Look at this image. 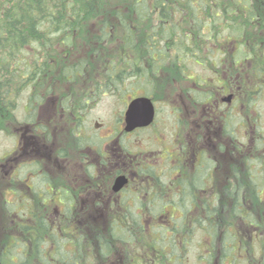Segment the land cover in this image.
Listing matches in <instances>:
<instances>
[{
    "label": "trees",
    "instance_id": "16d2710c",
    "mask_svg": "<svg viewBox=\"0 0 264 264\" xmlns=\"http://www.w3.org/2000/svg\"><path fill=\"white\" fill-rule=\"evenodd\" d=\"M235 4L233 0H0V125L5 116L13 114L16 101L26 91L28 100L37 102L39 93L42 94L43 99H48L54 83L55 85L61 82L73 83L81 74L88 75L91 54L94 57L104 56L96 69L99 77L96 78L92 73L89 80L93 81V84H90L95 93L98 94L100 90L104 93L117 90L120 92L119 97L123 95L129 98V101L138 96H147L155 102L159 99L158 89L162 86V84L158 85V81L156 82L160 71L168 66L171 73L188 79L184 68L188 62L186 58L194 57L195 49H201V41L204 42L200 36L203 28L208 26V20L211 26L218 24L216 20L221 17L224 5L234 7L231 11L234 19L233 35L225 37L219 35V37L233 45L232 50L225 51L221 59L229 57L231 60L234 56H240L239 44L240 46L243 44L239 34L242 35L245 26L247 29H252L263 18L254 14L250 0L249 5L248 1L247 4L244 3L247 7ZM237 9L243 12L238 13ZM206 33L210 35L207 30ZM211 35V38L216 39L215 33ZM213 39L209 42H213ZM115 40L119 43V47H102L103 43L108 45ZM220 43L222 45V42ZM256 46L264 48L263 42L259 40ZM170 51H173L174 55ZM221 52L224 53L223 48H217V51L212 49L209 55L214 56L215 53L221 55ZM74 53L83 57L73 62L70 58L75 57ZM256 56L254 52L250 58L254 59ZM221 59L218 63L222 61ZM200 63H204V60ZM120 64H123L122 68L119 67ZM257 70L254 72L261 77L260 70ZM133 80H136V83L133 84ZM129 82L130 85L127 84ZM135 89H142L143 92L135 94ZM128 92L131 94L128 95ZM74 96L75 94L70 98L71 100L68 99L71 103L66 108L69 110L81 107L80 100H72ZM33 98L35 99L31 100ZM193 98L195 101H201L200 96L197 100L196 96ZM227 130L226 133L235 139L232 130L230 131L228 127ZM115 136L119 137V146L123 148V135L116 132ZM87 138L86 142L82 137L79 138L80 149L86 146L99 147L98 137L90 135ZM262 143H264V135H262ZM245 161L251 163L252 159ZM261 163L263 164L262 161ZM262 164L261 168H263ZM198 166L199 164L196 170L200 171ZM242 169L245 176L240 175L245 179L239 177V184L226 190L224 194L233 200L230 207L232 216H239L242 220H246L245 225L257 228L252 218L259 215L247 213L249 211L244 208L239 194L242 186L243 190L246 189L251 204H255V200L261 203L258 178L244 165ZM139 174L153 179L155 183L158 182L161 187L160 192L150 196L151 211L148 212L150 215L145 212L141 215L137 211L143 209L140 201L134 203V205L140 204L138 208L130 206L124 199L120 201L122 212L118 216H113L111 222L112 242L126 243L135 236L131 234L136 233L151 250L168 248L170 254H175L177 248L175 245H181L182 248H179L187 252L193 227L202 226L204 235H215L217 231H211L210 227L213 225L209 223L211 218L215 217L213 215L215 209L212 211L206 204L204 208L206 216L203 219L192 217V210L197 207L195 204L200 195L199 191L205 189L202 173L191 177L184 172L185 179H178L179 183L171 185L163 184L153 168L141 171ZM260 175L264 181V172ZM261 186H264V183ZM234 195L237 197L234 198ZM17 206L20 208L17 209ZM170 206L173 208H168ZM25 210L26 204L23 202L19 205L5 202V211L17 215L13 216V219L21 229L24 228L21 224L29 219L37 227H41L42 231L39 229L33 233L31 231L29 235L24 233L18 241L9 240L0 250V264H89L88 254H85L87 246L84 245L86 235L81 227L78 231L73 230L71 218H64L66 221L62 223L56 218L26 216ZM244 211L245 216L241 215ZM175 214L179 216L176 217ZM148 218L156 223H148ZM258 222L260 224V220ZM100 233L102 232L96 233L95 242L97 240L98 249L108 253L111 241L104 239L99 235ZM161 235H165V239ZM232 237H235L234 234L230 238ZM234 243L235 241L232 242ZM232 244L224 242V246L231 251L234 249ZM200 245L196 250H201L203 244ZM170 254L152 257L149 253L139 252L133 256L134 258L129 256L125 264H163L165 261L173 264L179 261L178 257L173 258Z\"/></svg>",
    "mask_w": 264,
    "mask_h": 264
},
{
    "label": "rangeland",
    "instance_id": "374dc122",
    "mask_svg": "<svg viewBox=\"0 0 264 264\" xmlns=\"http://www.w3.org/2000/svg\"><path fill=\"white\" fill-rule=\"evenodd\" d=\"M233 1L236 2L235 5H243L244 7H247L246 4L248 1L249 5V0ZM250 1L253 4L254 14L257 17L262 16L263 19L258 21L252 29H247V26H245L242 35L239 34L243 46L239 44V50H241L240 56L231 58L235 64L229 57L221 59L224 57L225 51L227 52L229 50L230 52L232 50L233 45L231 42L224 41V38L219 37V35H223L224 37L233 35L232 21L234 19L233 15H231L233 6L224 5L222 7L221 17L216 20L218 24H212L211 26L208 20V26L203 28V33L200 36L204 42L201 41L202 44L199 43V45L201 44L200 47L202 50L194 48V57L186 58L188 62L184 68L188 79H183L181 75L177 76V74L171 73L168 66L162 69L156 79L158 85L162 84V88L160 87L158 89L160 93L159 99L154 102L157 110L155 122L148 129L139 131L123 140L124 145L135 157L136 162L134 163H144L148 160L149 162L146 164L152 165L154 162L159 161L158 157L161 156V158L166 157L168 160L163 163L160 161V164H164L167 167L169 165L174 166L173 160H183L185 157L184 150L188 149L186 146L185 129H189L195 124H205L206 122L205 135L203 134L204 127L200 125L195 130L186 129L188 132H192L194 138L199 137L202 131V136H205L204 139L206 140L207 148V153H205L204 158L208 162L206 182L204 181L205 189L199 191L200 195H198L195 204L197 207L192 210V217L203 219L206 216L204 208L207 204L209 209L212 211L216 210L215 214L212 213L215 217H212L209 223L213 225V227H210V230H216L217 232H215L214 236L210 234L207 236L202 233L201 228L204 229V227H193V233L189 240L190 243H188L189 249L186 252L181 249V245H175L177 247L175 248V254H170L171 251L168 248L166 250L161 248H158L159 250H151L145 241H142L136 233L131 234L135 236L132 237L131 241H127L126 243H119V241L112 242L110 237L113 238L111 234L113 217L108 216L105 212L111 207V202L109 200L103 202L102 206L94 209L93 205L96 199L89 198L86 192L84 194L80 193L78 195L80 202L78 201L77 204H83L91 213L94 210V215L90 216L88 221L82 213H79L80 216L77 217L79 221L78 227L82 226V232L86 235L84 237V245L87 246L85 248V254H88L87 262L89 264H125L129 256L133 257L139 252L149 253L152 257L155 255L160 256L161 254H170L173 258L178 257L177 259L179 261H175L173 264H264V186H261L264 181H262V176L260 175L264 172V143H262V135H264V48L256 46L257 40L264 44V38H262L264 35V13L262 14L263 5H261V0ZM237 11L238 13L243 12L239 11V9ZM174 19L177 18L174 17ZM206 30L210 35L215 33L216 39L211 38L206 33ZM210 39H213V42H209L211 41ZM220 42H222V45ZM102 47H119V43L115 40L108 45L107 43H103ZM217 48H223L224 53L221 52V55L220 53H215L214 56L209 55L212 49L217 51ZM235 50L233 49V51ZM254 52H256L257 56L252 59L250 57ZM170 53L174 55L173 51H170ZM74 56V58H70L73 62L83 57L76 53H74ZM90 56L89 63L91 64L89 71H87L88 75L84 76V73L83 75L81 74L73 83L61 82L59 84L57 83V85L54 83L51 86V94L49 93L48 102L43 103L40 107L36 106V109H33L35 114L38 115V119L43 120L47 125V130H44V133L39 136L41 139L40 144L45 147L44 150L46 153L48 152L49 158L46 161L48 163V170H51L55 175H60L63 168V172H65L62 176L64 184L70 188H72V185H77V183L79 185H89L87 177L83 174L81 164L77 163L82 160L81 154L76 152L72 146L73 135L79 133L75 131L76 128L73 127L72 123H77L76 119H79L78 124L82 127V137L90 135L101 137L116 131H121L120 126L123 112L129 101V98L123 95V97H119L120 92L117 90L105 93L100 90L98 94L93 91L92 85L90 84H93V81L89 80L91 79L92 73L96 78L99 77L96 69L100 65V61H103L104 56L94 57L92 54ZM220 59L222 61L218 63ZM203 60L204 63H200ZM122 65L120 64L119 67L122 68ZM229 69H232L233 76L227 75ZM257 69L260 70L261 77H258L254 72V70L257 72ZM221 78L230 85L231 83L234 84L231 85V87L236 89L235 98L232 103V105L234 104L232 106L234 110H232V107H225V110L222 109L221 112L214 114L212 112V109L215 108L213 105L216 99L218 100L220 97L216 92L220 91L223 85V83L220 84L219 82ZM205 80L207 85L202 86ZM134 83H136V80H133ZM127 84L130 85V82ZM203 88L205 91H202L203 93L201 94V89ZM134 91H136L135 94L143 92L142 89H135ZM70 92L75 94L72 100L78 99L81 101L80 108H72V110L66 108L70 105V98L74 95L73 93L70 95ZM204 92H207V94ZM129 94L131 93L128 92ZM194 96H196V100L200 96L201 101H195ZM38 98L43 99L42 94L39 93ZM28 101L26 91L16 101V105L13 107V114L5 116L1 120L0 125L2 127L0 131H3L0 132V249L14 235H17V226L13 219V216L15 217L16 214H8L5 211V202L9 201L10 196L8 194V178L4 177V173L9 169V164L6 166L5 164L10 156L8 157L6 154L9 150L12 149V152L16 149V143L18 142V137H15L16 133L24 126L19 125L17 122L24 119L23 117L27 113ZM35 102L31 101L30 103L34 104ZM221 113H225L226 117H228L227 122H218L213 124V126L208 123L210 119H223L224 116H221ZM206 115V121L202 120ZM191 122L193 123L191 124ZM221 124L223 126L220 128ZM227 127L230 131L235 130V132H232L235 139H232L231 135L226 133L228 132ZM116 145L117 143L111 147L116 148ZM60 149L66 155V159L59 160V166H52L50 164V156L52 155L53 160H55L58 155L57 151ZM169 155L171 156L170 158ZM75 156L77 157L75 161L76 166L72 171L71 166ZM1 158L3 159L1 160ZM245 159H252V162L249 163ZM261 164L263 168H261ZM243 165L258 178L257 183L260 187L259 198L262 201L261 203L255 200L256 203L251 204L246 189L243 190L242 186L239 194L243 200L244 208H247V211H249L247 213L249 215H259L252 218L257 228L245 225L244 222L246 223V220H242L239 216H232L230 207L233 200L224 194L226 190L232 189L235 185L239 184V177L243 180L245 179V177H241V175L245 176L242 169ZM75 176L78 179L77 183L72 181ZM135 181L139 183L137 178ZM245 181L244 183H246ZM142 183L145 188L149 184L151 185V182ZM131 190L138 192L139 188L137 185H134ZM236 197L237 195H234V198ZM16 202L20 203L21 201ZM19 208L17 206V209ZM168 208L173 207L170 206ZM38 209L42 211V208ZM42 213L55 215L52 207H46ZM242 214L245 216V211ZM259 220L260 224L258 222ZM86 222L90 224L88 228L86 227ZM148 223L154 224L156 222L148 218ZM98 232H102L99 235L103 236L104 239L111 241L108 253L98 249L99 245L97 240L95 242V235ZM232 234L235 237L230 238ZM161 236L165 239V235ZM157 237L159 238V235ZM234 241L235 243L232 244ZM224 242L226 244L231 243L234 246L233 251L227 249L224 246ZM160 244H163L162 240ZM200 244H203L201 250H196L201 246ZM142 255L144 256L146 254ZM163 264L168 263L165 261Z\"/></svg>",
    "mask_w": 264,
    "mask_h": 264
},
{
    "label": "flooded vegetation",
    "instance_id": "af4514ba",
    "mask_svg": "<svg viewBox=\"0 0 264 264\" xmlns=\"http://www.w3.org/2000/svg\"><path fill=\"white\" fill-rule=\"evenodd\" d=\"M261 5H264V0H261ZM228 74L230 76H233L232 69H229L227 71V75ZM219 82L220 84L223 83V85L221 86L220 91L216 92L217 95L220 97L218 100L216 99L213 105L215 107L212 109V112H214V114L221 112L222 109L225 110V107L234 106V104L232 105V103L235 98L236 89L234 87H231V85L234 84L231 83L230 85L223 78H221ZM206 85L207 82L205 80L203 81L202 86ZM202 91H205V89H201V94L203 93ZM204 93L207 94V92ZM46 102H48V99L46 98L39 99L34 104H31L30 101H28L27 113H25V117H23L24 119L20 122H17L19 125L24 126L19 131L16 130L18 131L15 136L18 137L16 149L12 152L11 149L6 154V156L8 155V157L10 156V158L6 160L5 164V166L9 164V169L4 173V177L8 178V194L10 196L9 201L6 202L16 203L18 205L21 202L25 203V211L27 213L26 216L30 217L33 215H40L44 216L45 218H56L60 219L62 223L66 221L64 218H71L73 230L78 231L79 221L77 217L80 216L79 213H82L83 216H85V218L87 219V221L90 219V216L94 215V210L91 213L85 208L83 204H77V202L79 201L78 195L80 193L84 194L86 192L89 198L96 199L93 205L94 209L99 208L100 206H102L103 202L109 200L111 202V207L108 209V211L105 212L108 216L111 217L118 216L122 212L120 201H122L123 199L126 200V202L128 201L130 206H133L134 208H138L140 205L139 203L137 205H134V203L136 204L137 201H140V203L143 204V209H137V211L140 212L141 215H143V212H145L147 215H150L148 213L149 211H151V205L149 204L150 196L153 194H158V192H160L161 187L160 184L158 182L155 183L153 179L143 177V174H139L141 173V171H147V169L153 168L158 178L162 179V181L164 182L163 184L166 183L168 185L175 184L176 182L179 183L178 179H185L184 172L191 177L192 175L202 173V181L206 182L207 161L206 158H204L205 153H207L206 140L204 139L207 126L206 122V125L204 123H201L195 124L189 129L186 128L188 130H195L197 127L199 128V125L203 126V136L201 131L199 137L194 138L192 136V132L190 133L188 132V130L185 129V139H187L186 146L188 147V149L184 150L185 157L183 160H173L174 166L169 165L167 167L164 164H160V161H162L163 163L164 161L168 160V158H161V156L158 157L159 161L154 162L152 165L146 164L149 162L148 160H146L144 163H134L136 162L135 157L124 145L123 140L128 136L134 135L139 131L151 127L155 122L157 110L154 106L155 116L154 121L151 125L145 128L135 129L132 132H125L123 129L124 112L127 109V105L129 103L128 101L126 109L123 112L122 123L120 126L121 131H116L123 135L122 147L124 148V150H122L123 148L118 146L119 137L115 136L116 132L108 134L107 136L98 137L100 142L99 147L86 146L80 149L78 147V143L79 138L82 137V133L80 125L78 124L79 119H76L77 123H72L73 127L76 128L75 131L79 132L78 134L73 135L72 146L76 152L81 154L82 160L81 162L77 163L81 164L83 174L87 177L89 185H79L77 183L78 179L76 178V174L72 181L77 183V185H72V188H70L68 185L64 184V179L62 176L65 174V172H63V168L60 175H55L51 170H48V163H46L47 159L49 158L48 152L46 153V151L44 150L45 147L40 144L41 139L39 135L43 134L44 130H47V125L45 122H43V120L38 119V115L35 114V111H33V109H36V106H42V104ZM232 110H234V107H232ZM221 116H224L223 119H210L208 120V123L213 126V124L215 123H223L228 121V117H226L225 113H221ZM206 118L207 115L206 117H203L202 120L206 121ZM192 123L193 122H191V124ZM221 126H223V124L220 125V128ZM232 132H235V130L233 129ZM87 137H82L84 142H86ZM115 143H117L116 148L111 147ZM57 154L58 155L56 156L55 160H53L52 155L50 156V164L52 166H59V160L66 159V155L61 152V149L57 151ZM170 157L171 156L169 155V158ZM2 159L3 158H1V160ZM76 160L77 157L75 156V159H73L74 162H72L71 166L72 171L76 166ZM197 164H199L198 169L200 171L196 170ZM119 176H124L127 180V183L118 192H115L113 191V185L115 179ZM136 178L138 179L139 183H136ZM106 179L108 180L105 181ZM142 182H151V185L149 184L145 188L143 187ZM134 185H137V187L139 188L138 192H133L131 190L132 186ZM16 201L21 202L17 203ZM46 207H52L53 213L56 216L52 214L42 213L44 212ZM38 208H42V211H40ZM21 225H23V229H21L20 226L16 224L17 235H14L12 237V240L16 239L18 241V239L23 237L22 234L24 233L29 235L31 231L32 233L36 232L38 229L42 231L41 227H37V225L33 224V222L29 219L26 221V223H22ZM89 226L90 224L86 222V227L88 228Z\"/></svg>",
    "mask_w": 264,
    "mask_h": 264
},
{
    "label": "water",
    "instance_id": "95a60500",
    "mask_svg": "<svg viewBox=\"0 0 264 264\" xmlns=\"http://www.w3.org/2000/svg\"><path fill=\"white\" fill-rule=\"evenodd\" d=\"M155 109L152 100L146 96H139L132 99L124 112V131L132 132L138 128H145L154 121ZM127 180L124 176L115 179L113 191L118 192Z\"/></svg>",
    "mask_w": 264,
    "mask_h": 264
}]
</instances>
